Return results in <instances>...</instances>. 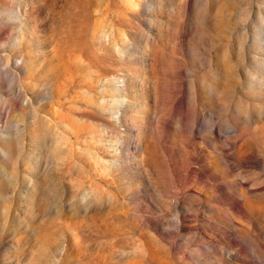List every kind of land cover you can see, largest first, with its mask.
<instances>
[{"label":"rangeland","instance_id":"1","mask_svg":"<svg viewBox=\"0 0 264 264\" xmlns=\"http://www.w3.org/2000/svg\"><path fill=\"white\" fill-rule=\"evenodd\" d=\"M0 264H264V0H0Z\"/></svg>","mask_w":264,"mask_h":264}]
</instances>
